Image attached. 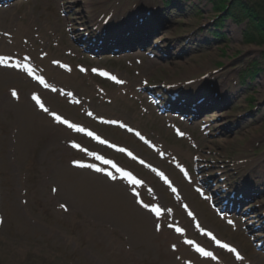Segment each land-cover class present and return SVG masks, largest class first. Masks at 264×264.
<instances>
[{
	"label": "rangeland",
	"instance_id": "374dc122",
	"mask_svg": "<svg viewBox=\"0 0 264 264\" xmlns=\"http://www.w3.org/2000/svg\"><path fill=\"white\" fill-rule=\"evenodd\" d=\"M215 1L176 0L170 17L164 19L165 29L153 39L158 45L153 68H147L149 59H145L146 65L136 68L138 72L126 67V59L133 61L131 54L122 55L119 62L111 60V55L84 57L68 30L72 29L76 39L83 36L75 33L81 28L85 29L83 33L93 35L92 27L100 15L110 14L115 9L112 18L117 22L134 4L154 6L162 0H31L8 13L14 16L0 23V31L11 33L13 39L16 35L19 45H23L24 40L48 51L53 59H64L65 53L72 50L73 54L67 58L70 63L107 65L118 71L130 82L125 88L127 95H123V89L104 86L112 103L101 104L95 99L91 109L99 115L124 120L163 140L169 146L167 150L176 153L191 169L193 155L198 154L204 164L216 162L211 167L214 168L210 172L212 177L222 171V177L228 176L227 185L242 181L251 184L244 175L257 159L264 158V47L246 42L248 20L238 19L234 23L227 15L225 30L219 28L221 24L211 27L219 13L214 10ZM203 25H207L205 30L195 34L194 31ZM219 31L224 35L215 36ZM2 44L0 40V47ZM15 51H21L20 46ZM253 61H257L256 76L243 84L242 73L252 68ZM220 63L227 67L218 73L221 77L216 81L217 89L221 80L230 77L232 86L223 92L221 89L220 101L215 100L200 109L227 129L221 130L217 142L205 141L199 151L190 148L185 141L176 140L157 110L149 109L144 102L148 113L143 112L140 102L132 97L143 78L156 84L197 79L205 71L219 70ZM139 71L140 76L137 75ZM50 75L66 87L77 90L87 102L95 93L92 83L76 72L70 76L50 70ZM26 83L18 74L0 71V216L4 219L0 227V264H183L169 247L175 242L173 234H157L152 218L137 210L140 208L132 197L130 200L126 190L70 167V161L80 158L66 145L73 138L64 129L52 128L51 120L45 122L36 114L28 101V93L33 88ZM203 83L197 87L202 88ZM11 88L20 90L22 99L19 103L11 98ZM161 95L168 100L171 98L168 94ZM48 100L64 116L96 128L107 138L134 149L166 169L165 164L157 162L153 154L138 147L125 134L95 126L85 119L80 108L69 107L58 97L48 96ZM169 173L181 185L187 200L206 215L203 217L207 227L240 245L251 259L258 256L253 253L247 238L231 233L218 222L206 204L199 203L190 185ZM141 175L152 179L144 172ZM152 183L163 201L172 205L166 189L155 180ZM52 187L57 189L56 194L52 193ZM261 192L257 203L264 205V188ZM114 197L122 207L117 212L107 209ZM60 205H65L69 212L59 210ZM229 264L233 263L229 261Z\"/></svg>",
	"mask_w": 264,
	"mask_h": 264
},
{
	"label": "snow or ice",
	"instance_id": "6c2138e0",
	"mask_svg": "<svg viewBox=\"0 0 264 264\" xmlns=\"http://www.w3.org/2000/svg\"><path fill=\"white\" fill-rule=\"evenodd\" d=\"M24 60H27L28 57H24L23 58ZM0 64H4L5 66H8V60L6 58H3V57H0ZM22 70L23 71H26L28 75L32 76L33 75V72L34 70L30 67H28L27 65H22ZM81 71H84V69L82 68ZM102 75H107V73H101ZM35 79L38 80V82L43 85L45 88L48 87V84L45 82L44 78L43 77H34ZM112 79H115V77H111ZM119 82V81H118ZM53 91H55V89H53ZM67 95L71 96L72 93H67ZM12 96L13 97H17V93L15 91L12 92ZM33 99L35 100L37 106L45 113H48L51 115L52 119L56 122V123H59L61 125H65L67 126L69 129H72L73 131H76V132H85V129L83 127H78L75 123H71L69 122L67 119H63L61 117V115H58L56 114L55 112H50L49 108L45 107V105L41 102L40 98L38 96H33ZM88 115H92L91 113H88ZM106 123H116L115 121H106ZM121 128H126L127 131L131 132L133 131V129L131 127H128L126 126L125 124L121 123L119 125ZM85 134L89 137H92L93 139L95 140H98L99 143L101 144H105L106 141L105 140H101L99 138V136L97 135H94L93 132H85ZM136 135H140V133H136ZM141 139H143V137L141 136ZM110 147L114 146V145H109ZM72 147L73 148H80V146L76 143H73L72 144ZM81 151H84L85 149L83 148H80ZM120 152H124L125 149L124 148H120L118 149ZM92 154V153H90ZM93 155V158L96 159V160H100L103 164L105 165H109L111 164V166L113 168L116 169L117 172L121 173V176L124 180H127L129 184L133 185V187L135 188V186H142V181L139 180V179H136L130 172H126V171H123L122 169L120 168H117V166L115 164H112V162L110 160H107V159H104L102 156H96L94 154ZM128 155L129 156H132L133 159H137V157L133 156L131 152H128ZM140 163L141 164H144L145 162L143 160H140ZM77 167H88L90 169H92L93 171H96V172H101L102 169L101 168H98V167H95L94 165H83V164H76ZM154 172H157V170L155 168L152 169ZM181 171H184V169H181ZM105 176H107L109 179H112V180H115L116 177L111 173V172H104L103 173ZM157 175H159L162 179H164V182L165 184L168 185V187L171 189V191L173 193H176L177 192V189L175 187L172 186V183L163 175V173L161 172H157ZM185 175L187 176V173H185ZM151 191V189H149V192ZM140 194L138 192H136L135 190H133V196L134 197H138ZM180 197L177 196V199H179ZM136 203L140 204V206L144 209H146L148 212L150 213H153L155 214V217L157 218V220H159L161 217H162V212H161V208L159 206H150L149 204L143 202L142 200L140 199H137L136 200ZM61 207H64V205H61ZM185 207V210L187 211V208L188 206L187 205H184ZM170 211V210H169ZM188 215L189 216H193V214L191 212H188ZM194 218V217H193ZM231 223V222H230ZM170 226V225H169ZM197 228L199 229L200 228V225H197ZM155 230L157 232L161 231V225L159 223L156 224L155 226ZM202 230V229H201ZM175 231L177 233H180L181 235H183V230L179 227H177L175 229ZM204 235L206 236H211L213 240L216 241L217 245H219V247L221 248H228V250L230 252H236V249L235 248H230L227 244H221L219 240L216 239L215 236H212V234L210 232H205ZM185 243L189 244V245H192L193 242L191 240H188V241H185ZM196 251L198 253H200V255L204 256V257H208V258H212V259H215V257L213 256V254L211 252H208V251H205L204 248L202 247H199V246H196ZM236 259H242V257L239 255V253H236Z\"/></svg>",
	"mask_w": 264,
	"mask_h": 264
},
{
	"label": "trees",
	"instance_id": "16d2710c",
	"mask_svg": "<svg viewBox=\"0 0 264 264\" xmlns=\"http://www.w3.org/2000/svg\"><path fill=\"white\" fill-rule=\"evenodd\" d=\"M226 2H231V5H227ZM216 5H220L222 9L229 6L230 16L235 19L238 17L248 19L250 24L246 41L264 45V0L258 3L249 0H218Z\"/></svg>",
	"mask_w": 264,
	"mask_h": 264
},
{
	"label": "water",
	"instance_id": "95a60500",
	"mask_svg": "<svg viewBox=\"0 0 264 264\" xmlns=\"http://www.w3.org/2000/svg\"><path fill=\"white\" fill-rule=\"evenodd\" d=\"M207 79V80H206ZM204 79V81L206 82V84H208V82H210V85H207L205 87L202 88V91L205 92V94H202V97H205V99H210L211 97H216L218 96V92H217V87L215 85V81L216 79L213 76H209L208 78ZM208 90H210V93L208 95Z\"/></svg>",
	"mask_w": 264,
	"mask_h": 264
},
{
	"label": "bare ground",
	"instance_id": "6f19581e",
	"mask_svg": "<svg viewBox=\"0 0 264 264\" xmlns=\"http://www.w3.org/2000/svg\"><path fill=\"white\" fill-rule=\"evenodd\" d=\"M175 83V82H174ZM228 85V84H227ZM182 90V92L184 93V89L182 88V86H181V88H176L175 89V91H181ZM183 93H181V95H183ZM186 97V95L184 94V98ZM175 104H177L178 105V100L175 102ZM185 104H187V103H185ZM184 104V105H185ZM82 173H84L85 175H89V176H91V177H94V178H97V176L96 175H94V174H91V173H88V172H86V171H82ZM87 194L89 195L90 194V192H87ZM107 209H110V211L112 212L113 210L115 211V212H117V211H119V209H121L122 210V207L120 206V202H119V200L117 199V198H115L114 197V199L112 200V202L110 203V204H108L107 205ZM125 214V213H124Z\"/></svg>",
	"mask_w": 264,
	"mask_h": 264
}]
</instances>
